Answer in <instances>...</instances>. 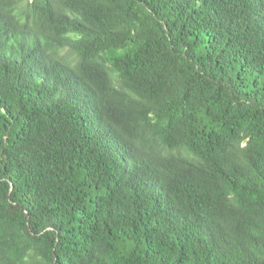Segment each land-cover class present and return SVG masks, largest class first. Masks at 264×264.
Segmentation results:
<instances>
[{
  "label": "trees",
  "instance_id": "16d2710c",
  "mask_svg": "<svg viewBox=\"0 0 264 264\" xmlns=\"http://www.w3.org/2000/svg\"><path fill=\"white\" fill-rule=\"evenodd\" d=\"M0 264H264V0H0Z\"/></svg>",
  "mask_w": 264,
  "mask_h": 264
}]
</instances>
